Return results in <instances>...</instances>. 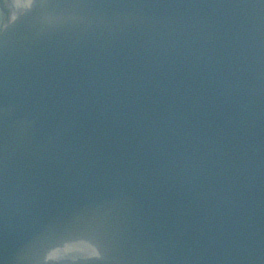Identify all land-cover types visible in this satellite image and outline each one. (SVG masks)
<instances>
[{"label":"water","instance_id":"95a60500","mask_svg":"<svg viewBox=\"0 0 264 264\" xmlns=\"http://www.w3.org/2000/svg\"><path fill=\"white\" fill-rule=\"evenodd\" d=\"M10 6L0 264H264V0Z\"/></svg>","mask_w":264,"mask_h":264},{"label":"rangeland","instance_id":"374dc122","mask_svg":"<svg viewBox=\"0 0 264 264\" xmlns=\"http://www.w3.org/2000/svg\"><path fill=\"white\" fill-rule=\"evenodd\" d=\"M5 1V0H2ZM7 19H0V27L3 26L5 24Z\"/></svg>","mask_w":264,"mask_h":264},{"label":"flooded vegetation","instance_id":"af4514ba","mask_svg":"<svg viewBox=\"0 0 264 264\" xmlns=\"http://www.w3.org/2000/svg\"><path fill=\"white\" fill-rule=\"evenodd\" d=\"M0 2H1V0H0Z\"/></svg>","mask_w":264,"mask_h":264}]
</instances>
